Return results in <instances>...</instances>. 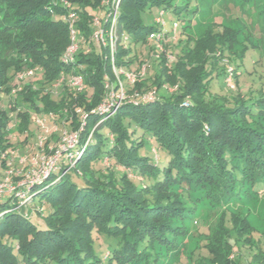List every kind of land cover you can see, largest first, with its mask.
I'll return each instance as SVG.
<instances>
[{"label": "trees", "instance_id": "obj_1", "mask_svg": "<svg viewBox=\"0 0 264 264\" xmlns=\"http://www.w3.org/2000/svg\"><path fill=\"white\" fill-rule=\"evenodd\" d=\"M100 1L0 0V157L11 147L6 139L11 117L16 116L20 134L26 133L29 111L40 110L37 102L43 111L71 112L84 105L87 118L76 132L78 143L66 155L76 159L73 172L57 164L58 171L39 182H26L0 196V264H165L159 252L179 254L180 241L189 233L186 225L195 212L191 192L223 208L198 248H205L209 259L197 255L196 263L244 264L236 245L255 246V231L247 214L231 213L226 206L264 182V128L258 124L264 98L246 101L239 92L232 105L217 96L207 101L209 86L202 71L213 54L243 56L247 48L239 30L222 26L218 35L206 31L196 38L194 51L183 52L178 66L168 70L162 54L166 48L156 47V54L148 40L152 32H167L145 24L142 15L156 10L180 19L184 12L194 15L196 6L188 0H121L112 26L117 52L114 61L112 55L106 61L107 53L90 40L103 33L110 14L104 5L102 20L94 17ZM241 1L258 6L257 0ZM259 7L264 14V0ZM102 41L108 42V34L103 33ZM71 44L76 50L64 63ZM153 54L161 67L147 59L140 80L128 83L119 75L125 94L139 92L135 101L123 103L105 119L96 106L106 69L109 87L118 92L113 67L137 72L142 67H135ZM148 68L152 74L146 77ZM31 69L34 74L24 76L15 91L14 75ZM70 76L84 80L85 90L72 93L61 87L62 99L51 100L36 87L56 80L66 88ZM235 84L239 91L237 78ZM149 91L152 98L143 99ZM62 122L73 129L80 120ZM106 160L113 169L105 168ZM1 161V167L10 163ZM81 170L92 173L94 181L78 176ZM253 256L252 264H264L263 249ZM192 258L181 263L191 264Z\"/></svg>", "mask_w": 264, "mask_h": 264}, {"label": "rangeland", "instance_id": "obj_2", "mask_svg": "<svg viewBox=\"0 0 264 264\" xmlns=\"http://www.w3.org/2000/svg\"><path fill=\"white\" fill-rule=\"evenodd\" d=\"M105 1L107 0L100 1L99 6H101V9H99L98 13L95 12L94 17L102 20L105 12L102 6L106 5L110 14H106L107 18L104 23L105 27L103 29V33L111 36L109 34L110 25L115 23L114 15L120 12L121 0H109L108 3ZM189 1H191L192 6H196L194 15L191 12H184L181 13L179 19L175 16L165 14L163 11L158 14L156 10L142 15V20L145 24H153L158 27L159 25H157L156 22L160 14H162L165 25L161 28L167 32V34L162 31L160 32L162 37V43L160 44L161 49L164 50L166 48L162 53L163 58L166 61L164 66L168 70H174L179 64L178 57H183V52H185L186 55L191 54L195 48L196 38H198L201 34H206V31L210 30L213 34L218 35L223 32V27L232 28L234 30L237 29L239 30V40L243 42L247 50H245L242 57H239L240 55L232 56L228 52H223L221 56L213 54L212 57L214 58L210 60L208 65H204L202 68L204 75H207L204 81L208 80L207 83L209 86L204 99L209 101L210 97L215 96L219 98H228L230 105H232L231 99L238 95L240 96V94L246 101H248V99L256 100L264 98V14L261 13L263 8L259 7L260 4H262V0H257V7L253 5L250 6L248 3H242L241 0H188V2ZM94 21L96 22V20ZM175 23L177 24V28L173 31L172 27ZM99 37L100 35L90 36V40L100 44L99 47L103 48L105 54L107 53L104 60L107 61V58L112 55L113 58L111 57V60L114 61L117 47H115L116 45L113 41L116 35L111 36L112 38L108 37V42H101ZM111 39L112 43H110ZM165 40L167 42V47H164L163 45V43H166L164 42ZM149 45L154 49L156 54H158L159 51L156 49V41H150ZM147 59L152 63V65L153 61L155 64L159 62L160 65V61H155V56L153 54L147 56L146 59H143V63L141 65L139 64L137 68L135 67V69L140 68V66L142 67V65L148 66L149 62ZM184 64H187V62ZM186 67L194 68L195 66L187 64ZM129 69H131V67ZM129 69L124 71H129ZM118 70L120 71V69ZM223 71L225 73L231 71L230 83L226 79L229 74L224 73L223 76ZM77 72L81 74L84 79V74L80 71ZM108 72L109 68L106 69V72H104L103 83L105 85L103 86V95L96 108H109L111 115H113L118 110H114V105L118 104L120 107L123 103L135 101V95L138 94L139 90L134 89L128 94H125V87H123L122 82H119L121 81L119 76L115 73V70L112 69L114 79H117L118 81L117 85L120 88L123 87L125 90V93L123 92L124 98L121 100L120 96L116 97L117 95L114 89L109 87L110 74ZM20 73L22 72L18 71L13 77V80H15L14 90L17 92H19L21 88L16 81ZM150 74H152V72L149 71L148 68L146 77ZM75 78L76 76H70L68 82L66 83V88L63 87L64 83H61L59 87H56V80L49 84H44V82L41 81L36 87L42 88L44 92L48 93L47 95L51 100H60L63 97L61 94V87L62 89H65V91L68 90L72 93H77L79 91L76 90V85L73 84L75 82ZM236 78L238 79L240 86L239 91L237 89V84H235ZM70 79L72 80L71 83ZM81 82L82 83H78V85H80V91H83L85 90L86 85L84 80H81ZM166 89L167 86L162 87L163 92ZM162 91H160L159 94L164 96ZM152 92L155 93L153 89ZM148 93H151V91ZM139 98H141V96ZM106 102L108 105H103ZM39 103L40 102H37V106L40 109L39 112H35L33 110L29 111V127L26 133L20 134L16 116H10L13 120L9 129H7L6 139L11 144V147L8 148L7 151L0 157V162H2L1 160H7L10 163L4 165L3 167H1L2 165L0 163V182L4 181L6 179L5 176H7L9 177L8 180L12 185L17 186L19 184L26 183L30 180L33 174L38 172L39 169V167L34 168L31 163L38 158L51 157L64 133H76L79 128H81L80 126H83V121H87L85 116L86 112L82 110L84 105L78 104L79 107L72 109L71 112H74V114H71V112L65 108L58 111H43V106ZM75 118H78L80 122L76 123V126L73 129H71L69 124L62 122L64 119L73 121ZM92 124L91 129L94 128L95 123ZM258 124L264 128V116H259ZM137 137L139 136L137 135ZM23 140H25V142H23ZM152 149H154L155 153L157 152V154L161 157L160 151H158L157 147L153 146ZM21 160H23V162H21ZM75 161L76 159L66 157L62 154V156L58 158L57 164L63 170L68 168L69 170L71 169V172H73L75 169L72 164H74ZM105 168L113 169V164L106 160ZM55 171H58L57 168ZM77 173L78 176L81 175L80 177H85L90 181H94L91 177L92 173L89 171L81 170ZM131 177V174H129V178ZM246 187L249 188V185ZM249 192L248 196L243 195L240 199L233 198L226 206V209L231 211V213L239 214L240 216L247 214L249 226L255 231L252 234V241L255 242V246L251 247L250 245H246L241 242L236 245L240 251L239 258L242 259V263L244 264L253 263V255L257 253L258 248L264 250V236L261 235V233L264 232V182L260 185H256L254 190L249 189ZM201 196L202 195L197 193H190L191 201L195 203V212L191 222L186 225L189 233L180 241L179 254L167 253L164 252V250L159 252L160 256H162L161 261L163 263L182 264L181 261L185 259L188 260L192 254L193 258L191 264H199L196 263V259L199 257L205 260L209 259L205 252V248L204 250L201 249L199 251L198 248L204 244V236L207 235L208 232H213V225L221 216L223 208L210 204L207 199H203ZM197 255L199 257H197Z\"/></svg>", "mask_w": 264, "mask_h": 264}, {"label": "built area", "instance_id": "obj_3", "mask_svg": "<svg viewBox=\"0 0 264 264\" xmlns=\"http://www.w3.org/2000/svg\"><path fill=\"white\" fill-rule=\"evenodd\" d=\"M157 25H159L160 27L165 25V22L162 18V14H160V16L157 19L156 22ZM114 24L110 25V30H109V34L111 36H114V33L112 31V26ZM177 28V24L175 23L172 27V30L174 31ZM95 35H100L99 39L101 42L102 41V37H103V33H95ZM108 36V37H111ZM112 38V37H111ZM160 39H162L160 32L156 33V32H152L149 34L148 36V40H154L157 43V48L159 51H162L161 49V45H160ZM110 43H112V39L110 41ZM68 50H66L65 55H64V63H69L72 60V54L75 52L76 50V45L75 44H71L70 47L67 48ZM72 50V52H71ZM113 70L114 67H113ZM35 72L34 69L31 70H27L26 72L20 73L16 79L17 82H19L21 79H23L24 76H32ZM231 72V71H230ZM228 72L227 74H229V76L226 78L227 81H229V83L231 82V73ZM115 73L119 76V75H124L125 78L127 79L128 83H133L136 82L138 80H140L144 75H145V66H142L141 69H139L137 72H129V71H124V70H120L117 71L115 70ZM72 82V80L70 79V83ZM61 81L57 82L56 87H59V85L61 84ZM78 83H82L81 82V78L80 77H76L75 78V82L73 83L74 85H76V89L77 90H81V88H79L80 85H78ZM116 97L121 98V100L124 98V93L122 88H119V91L116 92ZM153 94L148 93L146 96L143 97V99H150L152 98ZM108 105V103H104L103 105ZM114 110L116 111V109L119 108L118 104L113 106ZM112 108V109H113ZM99 110L101 112H103L105 115V119H108L111 116L110 113V109H104V108H99ZM79 140V136L78 133H74V132H70V133H64V135L62 136V138L59 140V144L57 146V148H55V150L53 151V154L51 155V157H42V158H38L35 159L33 163H31V165L34 168L39 167L38 172L33 174V176L30 178V180H28L27 182L30 183H35V182H39L40 180L46 178L48 176V174L51 171H55L57 168V160L58 158H60L62 156V154L66 155H70V152L73 150V148L75 147V145L78 143ZM40 145H41V141H40ZM21 162H23V160H21ZM23 184L26 183H22L19 184L17 186H13L8 178H6L4 181L0 182V196L5 192V191H14L16 187H21V185L23 186Z\"/></svg>", "mask_w": 264, "mask_h": 264}]
</instances>
